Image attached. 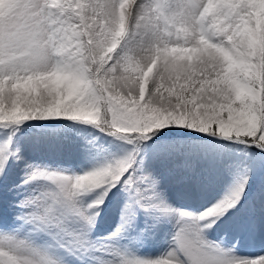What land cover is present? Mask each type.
Here are the masks:
<instances>
[{
	"label": "snow or ice",
	"instance_id": "obj_1",
	"mask_svg": "<svg viewBox=\"0 0 264 264\" xmlns=\"http://www.w3.org/2000/svg\"><path fill=\"white\" fill-rule=\"evenodd\" d=\"M0 264H264V0H0Z\"/></svg>",
	"mask_w": 264,
	"mask_h": 264
}]
</instances>
